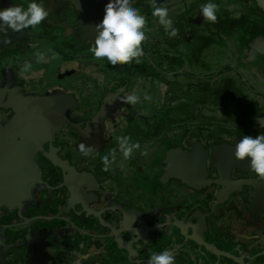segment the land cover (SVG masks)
Masks as SVG:
<instances>
[{
    "label": "flooded vegetation",
    "instance_id": "obj_1",
    "mask_svg": "<svg viewBox=\"0 0 264 264\" xmlns=\"http://www.w3.org/2000/svg\"><path fill=\"white\" fill-rule=\"evenodd\" d=\"M37 2L49 13L40 25L0 26V124L14 116L16 92L65 98V118L33 152L29 197L0 201V264H147L164 250L174 264H264V181L234 156L244 135L264 134V10L211 0L210 23L200 11L209 0H156L177 26L170 38L151 0H132L147 19L144 55L112 66L89 51L72 0ZM133 93L140 102L126 103ZM120 136L141 146L128 159ZM4 169L0 183L13 184Z\"/></svg>",
    "mask_w": 264,
    "mask_h": 264
},
{
    "label": "clouds",
    "instance_id": "obj_2",
    "mask_svg": "<svg viewBox=\"0 0 264 264\" xmlns=\"http://www.w3.org/2000/svg\"><path fill=\"white\" fill-rule=\"evenodd\" d=\"M153 7L152 15L158 18L160 25L164 27L169 37H176L178 29L171 27L172 20L168 10L158 6L156 0H151ZM201 15L210 23L217 22L218 6L209 0L200 6ZM49 15L42 2L31 0L27 7L12 5L0 9V26L11 29L13 32H21L25 29L35 28L40 25ZM147 19L139 10L132 6V0H109L105 5L103 19L95 25L96 35L94 43L89 51L97 60L106 59L112 66L128 64L132 61L140 62L144 55L142 43L147 39L145 28ZM37 62H42L45 57L37 52ZM31 62L26 61L22 69L27 72L31 69ZM126 103L136 104L140 97L135 93L123 98ZM145 100L151 97L145 95ZM119 152L124 159L132 156L133 152L141 146L139 142H132L130 136L117 138ZM79 152L88 157L92 149L83 142L78 146ZM147 155V153H142ZM234 156L238 160H249V167L256 176L264 181V134L256 136L244 135L235 146ZM103 171H108L116 162V150L102 158ZM147 264H174V253L170 250L150 254Z\"/></svg>",
    "mask_w": 264,
    "mask_h": 264
},
{
    "label": "water",
    "instance_id": "obj_3",
    "mask_svg": "<svg viewBox=\"0 0 264 264\" xmlns=\"http://www.w3.org/2000/svg\"><path fill=\"white\" fill-rule=\"evenodd\" d=\"M72 1L79 10L80 31L85 37L94 39L97 34L95 25L103 19L104 8L109 0ZM253 1L264 10V0ZM162 74L167 73L162 72ZM160 93L162 91H159ZM12 98L15 99L12 105L14 116L4 125L0 124V132H2L0 133V164L5 167L4 174L7 175L6 170L10 174L14 171V183L7 185L6 180L4 184L0 183V201L9 198V202L17 204L23 197H29L32 189L39 182L38 168L32 158L33 152L41 140L47 138L61 119L65 118L66 99L55 94L35 96L21 95L17 92L12 95ZM104 98L105 95L101 98L100 104ZM115 107L113 105L109 109ZM105 111L106 109L102 113ZM8 155H14L13 166L12 163L7 165L5 162ZM8 178L12 179V176L9 175ZM6 191H9V196ZM11 191H13V196H11Z\"/></svg>",
    "mask_w": 264,
    "mask_h": 264
}]
</instances>
